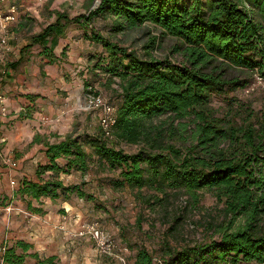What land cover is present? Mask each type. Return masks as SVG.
Masks as SVG:
<instances>
[{"label":"trees","instance_id":"obj_1","mask_svg":"<svg viewBox=\"0 0 264 264\" xmlns=\"http://www.w3.org/2000/svg\"><path fill=\"white\" fill-rule=\"evenodd\" d=\"M54 14V23L33 44H42V54L52 63L48 38L59 36L66 24L83 29L84 38L101 48L91 57L94 77L117 81L118 99L111 103L117 110L114 138L140 147L127 153L105 140L100 129L92 135L74 130L46 144L48 161L35 172L39 182L22 180L15 197L38 201L74 195L100 209L84 189L90 183L59 180L61 173L77 171L112 174L109 189H129L149 208L164 206L170 194L198 205L210 192L224 202L225 214L242 215L244 223L225 227L219 239L207 243L178 249L164 245L159 253L138 247L133 264L264 263V114L227 98L256 76L264 80V0H99L72 18ZM99 18L109 21L106 36L93 26ZM138 30L148 36L140 51L117 40ZM165 40L170 42L167 54L153 56ZM86 87L88 94L96 92ZM221 97L226 107L215 108L213 99ZM29 249L18 241L4 247L1 260L23 264Z\"/></svg>","mask_w":264,"mask_h":264},{"label":"crops","instance_id":"obj_2","mask_svg":"<svg viewBox=\"0 0 264 264\" xmlns=\"http://www.w3.org/2000/svg\"><path fill=\"white\" fill-rule=\"evenodd\" d=\"M9 1L17 6L19 21L10 27L12 51L8 55V73L0 77V88L8 110L7 117H0V152L15 160L17 166L9 168L0 157V198L9 200V205L0 207V261L2 248L22 241L30 246L23 264H42L49 258L55 261V257L60 256L59 244L63 238H71L69 235L78 229L79 219H86V206L82 198L74 195L69 199L45 197L37 201L15 197V192L22 180L39 182L35 172L38 165L48 161L46 144L59 142L70 133L75 126V116L80 114V121L85 125L84 130L78 129V132L89 133L92 114L82 107L88 94L86 86L93 89L96 86L91 57L98 53L99 46L85 39L84 30L79 26L72 24L73 29L64 26L59 36L49 37L46 41L53 60L51 63L42 54V44H33L41 29L28 31L24 28V17L32 14L39 19L37 11L25 0ZM5 6L6 3H0V8ZM81 11L80 14L85 13ZM64 163L62 158L57 160L59 166ZM49 175V172L45 173L44 178ZM91 175L79 171L61 173L59 180L63 185H77L91 182L88 180ZM34 209L41 210L36 212ZM65 212L69 218L64 223L61 217ZM62 225L64 229H61Z\"/></svg>","mask_w":264,"mask_h":264},{"label":"rangeland","instance_id":"obj_3","mask_svg":"<svg viewBox=\"0 0 264 264\" xmlns=\"http://www.w3.org/2000/svg\"><path fill=\"white\" fill-rule=\"evenodd\" d=\"M25 2H28V5L37 11L40 18L37 19L32 14L25 16L24 28L28 31H34L35 29H41L42 31L46 25L54 22V12H59L56 8L59 7L58 9H62L71 18L80 14L81 10L86 13L89 9H93L98 5L99 0H41L39 2L25 0ZM106 24H109L108 20L99 18L95 20L93 26L96 31L106 36ZM71 25L66 24L65 26ZM74 27L71 26L72 29ZM151 35H154V32H151ZM146 37L138 30V32L129 31L118 37L117 40H120L121 44L126 47L140 51L147 39ZM169 44V41H163L155 49L153 56L163 57L166 55ZM100 50L99 47L98 52ZM256 77L250 86L230 92L227 98L247 102L251 104L253 110L264 114V80L259 82ZM94 79L96 85L94 91L101 94L105 100L115 104L118 99L117 92L119 91L116 85L117 81L115 80L112 84L108 83L103 75L98 78L94 77ZM225 102L226 100L221 97L213 99L212 104L215 108H222L226 107ZM90 114H92L90 115L92 121L89 122L90 130L88 134L92 135L98 132L100 128L96 113L91 112ZM80 117H82L80 114L75 116V126L71 130V132L76 130L75 134L78 129L80 131V129L84 130L85 128L83 121H80ZM86 120L88 121V119ZM111 142L127 153H134L140 147L119 143L115 138ZM91 174L88 179L91 182L86 181L90 185L84 189L89 194L91 193L90 190L93 191L91 194L95 196V201L100 209L95 208L94 202L83 200L86 206V219H79L78 222H98L101 229L114 239L116 251L124 258L125 264L134 263L135 249L138 247L145 246L150 252H158L164 245L178 249L185 245L192 246L197 243H207L210 240L219 239V233L225 227H230L233 230L244 223L242 215L235 217L228 213L225 214L223 210L224 202L218 201L210 192L203 193L198 205H194L192 202L189 203L186 196L170 194L169 200L164 206L149 208L138 202L129 189L118 192L109 189L107 179H110L112 174H97L94 171ZM4 204L9 205V200L0 198V207L4 208ZM101 205H104L105 210ZM69 236L71 238H63L59 244L60 256L55 257L53 264H122L118 260H110L99 254L92 242L74 237L71 234ZM156 261L157 259H155Z\"/></svg>","mask_w":264,"mask_h":264},{"label":"built area","instance_id":"obj_4","mask_svg":"<svg viewBox=\"0 0 264 264\" xmlns=\"http://www.w3.org/2000/svg\"><path fill=\"white\" fill-rule=\"evenodd\" d=\"M41 1V0H36ZM0 3H6L4 8H0V77H4L8 73V55L11 53L12 48L9 45L10 30L11 26L18 23L19 15L17 11V6L15 3L9 0H0ZM258 81H262L260 77H256ZM82 110L87 112H95L97 115V123L99 124L102 137L105 140H112L113 127L115 125L116 119V107L112 105L108 100H105L101 94L96 92H91L86 95L85 104ZM8 116V110L5 108V96L2 94L0 88V117L5 118ZM0 157L4 165L9 168H16L17 163L15 160L7 155H3L0 152ZM7 210H11L9 207ZM67 213L65 212L61 217V222L67 220ZM61 229L65 228L63 225L60 226ZM72 236L77 238H83L93 243L96 251L99 254L107 257L108 259L118 260L122 264H125L124 258L117 253L115 241L110 235L105 232L99 226L98 222L90 221H80L78 229L72 234ZM4 248H2V251ZM0 264H4L0 261ZM264 264V263H260Z\"/></svg>","mask_w":264,"mask_h":264}]
</instances>
